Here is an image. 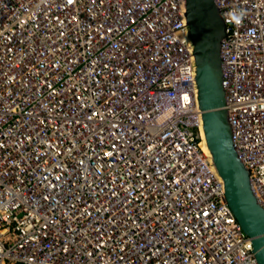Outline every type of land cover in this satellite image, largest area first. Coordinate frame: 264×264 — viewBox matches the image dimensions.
Listing matches in <instances>:
<instances>
[{
	"label": "built area",
	"instance_id": "1",
	"mask_svg": "<svg viewBox=\"0 0 264 264\" xmlns=\"http://www.w3.org/2000/svg\"><path fill=\"white\" fill-rule=\"evenodd\" d=\"M215 2L264 208V0ZM194 49L185 0H0V264H259L201 144Z\"/></svg>",
	"mask_w": 264,
	"mask_h": 264
},
{
	"label": "water",
	"instance_id": "2",
	"mask_svg": "<svg viewBox=\"0 0 264 264\" xmlns=\"http://www.w3.org/2000/svg\"><path fill=\"white\" fill-rule=\"evenodd\" d=\"M194 43L197 100L213 163L223 178L226 198L245 232L252 237L259 264H264V208L258 203L249 171L234 147L222 84V42L227 25L215 0H185Z\"/></svg>",
	"mask_w": 264,
	"mask_h": 264
},
{
	"label": "bare ground",
	"instance_id": "3",
	"mask_svg": "<svg viewBox=\"0 0 264 264\" xmlns=\"http://www.w3.org/2000/svg\"><path fill=\"white\" fill-rule=\"evenodd\" d=\"M201 135H202V142H201V144H202V146H203L205 152H206L208 155H211L210 150H209V148H208V145H207V143H206V138H205V134H204V131H203V130H202Z\"/></svg>",
	"mask_w": 264,
	"mask_h": 264
},
{
	"label": "clouds",
	"instance_id": "4",
	"mask_svg": "<svg viewBox=\"0 0 264 264\" xmlns=\"http://www.w3.org/2000/svg\"><path fill=\"white\" fill-rule=\"evenodd\" d=\"M243 14L241 13V16H242Z\"/></svg>",
	"mask_w": 264,
	"mask_h": 264
}]
</instances>
